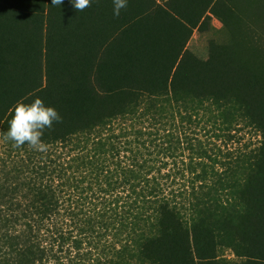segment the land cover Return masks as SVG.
Here are the masks:
<instances>
[{"label":"trees","instance_id":"trees-1","mask_svg":"<svg viewBox=\"0 0 264 264\" xmlns=\"http://www.w3.org/2000/svg\"><path fill=\"white\" fill-rule=\"evenodd\" d=\"M213 15L222 79L187 47ZM254 27L264 34V0H128L118 17L112 0H0V264H264ZM37 96L62 117L43 152L5 137L15 105ZM200 123L260 139L222 160L194 146L186 128Z\"/></svg>","mask_w":264,"mask_h":264},{"label":"rangeland","instance_id":"rangeland-1","mask_svg":"<svg viewBox=\"0 0 264 264\" xmlns=\"http://www.w3.org/2000/svg\"><path fill=\"white\" fill-rule=\"evenodd\" d=\"M224 29V25H222L221 22H218V24L211 22V28L208 33L201 34L198 31L193 32L187 46L188 49L202 57L206 64L221 79L226 75L231 63L230 58L225 56L222 47L218 44L223 38L222 35H224L226 30ZM245 41L251 48L264 57V34H262L259 29L254 27L250 36ZM243 124L244 123L240 124L242 126L240 130L233 131L234 134L232 138L226 136L217 137L213 134L212 130L215 126L211 127L210 124L207 126H202V123L197 126L192 124L190 126L191 128H186V131L198 133L201 142H194L195 147L201 145L209 152H216L220 159L228 160L238 154L241 149L256 145L260 139V135L254 128ZM4 143L5 140L0 134V156ZM188 151L189 150L185 151V155L187 156L191 154H188ZM188 159L189 158H186L185 160L187 161ZM219 169H222V167L219 166ZM218 253L221 257L234 260L238 259L231 248L228 247H219Z\"/></svg>","mask_w":264,"mask_h":264},{"label":"clouds","instance_id":"clouds-1","mask_svg":"<svg viewBox=\"0 0 264 264\" xmlns=\"http://www.w3.org/2000/svg\"><path fill=\"white\" fill-rule=\"evenodd\" d=\"M73 7L82 11L89 6L91 0H70ZM63 0H51L53 5H62ZM128 0H112L113 16H119L121 9L127 7ZM62 120L57 109L45 104L40 97H35L30 103L18 102L5 132L6 139L15 146L27 144L36 151H46V145L41 139L45 129H51L54 122Z\"/></svg>","mask_w":264,"mask_h":264},{"label":"crops","instance_id":"crops-1","mask_svg":"<svg viewBox=\"0 0 264 264\" xmlns=\"http://www.w3.org/2000/svg\"><path fill=\"white\" fill-rule=\"evenodd\" d=\"M218 22H221V24L224 25L220 18H218V17H216V16L213 15V16H212V23H216V24H218ZM224 28H225V25H224ZM224 30H225V29H224ZM195 31H198V30L195 29L194 32H195ZM198 32H199V31H198ZM251 32H252V31H251ZM199 33H201V32H199ZM201 34H202V33H201ZM205 34H206V33H205ZM250 34H251V33H250ZM192 35H193V34H192ZM222 37H223V35H222ZM190 39H191V38H190ZM189 41H190V40H189ZM188 43H189V42H188ZM187 46H188V44H187Z\"/></svg>","mask_w":264,"mask_h":264}]
</instances>
